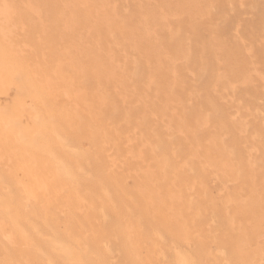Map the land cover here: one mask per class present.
<instances>
[{"label":"rangeland","instance_id":"obj_1","mask_svg":"<svg viewBox=\"0 0 264 264\" xmlns=\"http://www.w3.org/2000/svg\"><path fill=\"white\" fill-rule=\"evenodd\" d=\"M11 1L36 10L15 15L8 57L20 54L48 80L44 95L22 98V114L58 110L57 129L77 128L102 174L96 203L103 186L121 192L109 221L137 224L140 193L162 197V221L146 204L147 264L197 247L205 264H238L235 243L264 264V0ZM5 88L10 103L17 90ZM62 189L50 210L86 226L88 190L77 186L69 205ZM176 224L187 234L167 247ZM110 240L111 261H126Z\"/></svg>","mask_w":264,"mask_h":264},{"label":"bare ground","instance_id":"obj_2","mask_svg":"<svg viewBox=\"0 0 264 264\" xmlns=\"http://www.w3.org/2000/svg\"><path fill=\"white\" fill-rule=\"evenodd\" d=\"M35 10L28 5L21 11L11 0H0V72L8 74L7 78L1 77L0 95L6 93V86L13 85L17 90L10 103H4L0 96V264H147V259L141 256L143 236L148 229L143 219L148 209L146 204H151L153 212L160 214V220L166 218L159 210L160 194L140 193V218L137 224L131 220L109 221L110 209L119 211L120 202L123 201L121 192L110 195L108 188L103 186L102 192L106 197L99 204L96 203L95 197L99 192L96 180L102 174L96 164L86 162V158L94 155L91 149L77 143V128L68 136L57 129L55 121L61 117L58 110L48 113L37 111L29 119L19 110L22 98H39L45 94L48 86V80L40 78L39 73L20 54L10 59L8 57L9 53L14 52L11 34L15 15L21 18L19 13L32 14ZM29 104V107L36 108L35 104ZM86 174L93 179H88ZM77 186L88 190L89 212L80 221L86 222L84 227L74 226V220L71 221L70 217L59 221L49 208L54 202L53 198L58 195L57 191L64 187L71 190L67 203L72 204ZM132 192L136 193L137 190L133 189ZM63 213L66 216L67 212ZM172 227L173 233L167 234L169 242L166 246L179 247L180 238H185L187 234L186 228L180 224ZM162 234L159 227L158 231H153L157 238ZM111 235L120 241L118 252L126 261H111L108 254ZM233 247V254L237 256L235 263L254 264L248 254L240 253L238 244L235 243ZM175 252L168 264H205L199 247L194 252L176 249Z\"/></svg>","mask_w":264,"mask_h":264}]
</instances>
